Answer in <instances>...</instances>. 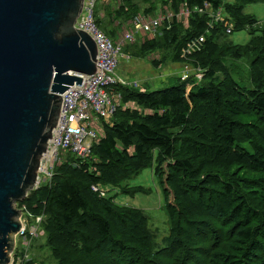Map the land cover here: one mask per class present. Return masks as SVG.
<instances>
[{
  "label": "trees",
  "instance_id": "16d2710c",
  "mask_svg": "<svg viewBox=\"0 0 264 264\" xmlns=\"http://www.w3.org/2000/svg\"><path fill=\"white\" fill-rule=\"evenodd\" d=\"M106 2L96 8V23L113 40L137 15L170 7L174 17L155 36L137 35L122 52L130 59L162 52L153 64L190 62L205 70V81L190 90L180 79L157 90L115 86L123 104L138 108H119L89 157L61 155L51 180L17 205L42 217L57 264H264V25L245 12L264 0ZM182 8L186 28L176 17ZM230 25V34L247 30L248 42L230 40ZM201 35L202 50L183 57ZM154 165L170 220L160 248L143 210L103 190Z\"/></svg>",
  "mask_w": 264,
  "mask_h": 264
},
{
  "label": "water",
  "instance_id": "95a60500",
  "mask_svg": "<svg viewBox=\"0 0 264 264\" xmlns=\"http://www.w3.org/2000/svg\"><path fill=\"white\" fill-rule=\"evenodd\" d=\"M85 0H0V264L57 126L62 94L97 70L95 41L75 28Z\"/></svg>",
  "mask_w": 264,
  "mask_h": 264
},
{
  "label": "built area",
  "instance_id": "2783aa9c",
  "mask_svg": "<svg viewBox=\"0 0 264 264\" xmlns=\"http://www.w3.org/2000/svg\"><path fill=\"white\" fill-rule=\"evenodd\" d=\"M101 1L103 0H85L83 10L75 23V28L85 31L97 45V70L92 75L79 74L83 79L82 84H75L62 94L58 123L53 129L47 151L41 159L37 189L43 182L51 180L61 155L71 153L85 159L92 154L94 145L103 135V122L110 123L119 108L128 106V103H122V96L115 90V86L120 84L138 86L137 82L129 83L116 73L119 58L130 59L122 52L123 47L134 43L138 34L155 36L162 23L173 17L168 12L160 10L155 17L139 14L122 37L117 36L113 40L96 23V8ZM210 10V5L205 4V11ZM184 12L189 14L188 10ZM199 12L204 11L200 9ZM220 15L218 13L215 18L220 19ZM232 29L233 26L230 25L227 33L230 34ZM204 42V35L189 41L183 49L182 56L187 57L201 51ZM41 174L44 176L41 177ZM23 210L26 217L42 221V217H34L25 207ZM27 221L28 219L21 217L22 229L19 233L21 236L26 233ZM31 234L33 235L32 232Z\"/></svg>",
  "mask_w": 264,
  "mask_h": 264
},
{
  "label": "rangeland",
  "instance_id": "374dc122",
  "mask_svg": "<svg viewBox=\"0 0 264 264\" xmlns=\"http://www.w3.org/2000/svg\"><path fill=\"white\" fill-rule=\"evenodd\" d=\"M106 1L107 0H103V2L107 3ZM100 3L101 2H99V4ZM148 6V4L145 5V7ZM159 10L164 13L168 12L173 15V17L175 15L174 11L168 6L162 5L158 8V11ZM184 11L185 9L183 8L180 10L177 14V19L179 23L186 28L188 27L189 14ZM245 12L254 15L259 21L260 26L264 25V3L248 5L245 8ZM101 13V15L104 16V13ZM129 28V24L122 25L120 28L121 31L117 36L122 37L125 30ZM150 37H152V35H142L138 40L143 41ZM249 38L250 36L247 30L235 31L229 35V39L236 44H245L248 42ZM160 60H162V52H154L145 58L138 56H135L134 59L120 57L116 73L129 83H133V81L137 82L142 91L169 87L176 83V79H180L178 81L182 82L187 81V89L190 90L194 85L201 84L205 81V70L193 66L190 62L176 63L172 62V60H167L164 63H159L157 66L153 64V61L158 62ZM243 70H246L245 66ZM128 108L137 109L138 106L133 102H129L126 108L123 107L121 109L124 110ZM66 156L67 155L63 154L62 158L65 159ZM155 166L156 165L143 170L140 175L124 181L117 187L111 185L104 186L103 190H105L104 196L112 197L117 204L143 210L149 219V228L155 235L156 246L160 248L164 246V238L169 235L170 220L165 209L163 188L154 171ZM43 176L44 175L41 174V177ZM140 186L144 189L143 193L131 194L136 187ZM17 204L16 207L21 210L22 217L28 219V221L26 223L25 235H18L16 237V245L12 253L10 264H25L28 262H32V264H57L46 246L45 236L42 235V221L38 222L36 219L34 220L33 218L26 217L23 206L20 208ZM29 237H33V239Z\"/></svg>",
  "mask_w": 264,
  "mask_h": 264
},
{
  "label": "crops",
  "instance_id": "0c3cea01",
  "mask_svg": "<svg viewBox=\"0 0 264 264\" xmlns=\"http://www.w3.org/2000/svg\"><path fill=\"white\" fill-rule=\"evenodd\" d=\"M139 35V34H138ZM141 36V35H140ZM134 82V81H133Z\"/></svg>",
  "mask_w": 264,
  "mask_h": 264
}]
</instances>
